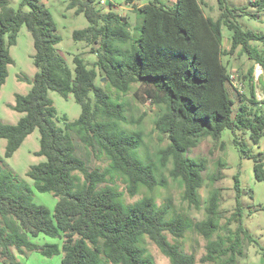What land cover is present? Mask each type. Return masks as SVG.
I'll return each instance as SVG.
<instances>
[{"label": "trees", "instance_id": "1", "mask_svg": "<svg viewBox=\"0 0 264 264\" xmlns=\"http://www.w3.org/2000/svg\"><path fill=\"white\" fill-rule=\"evenodd\" d=\"M135 1L126 0L129 5ZM98 6L96 0H71L68 5L90 24L73 33L74 41L90 45L96 56L92 68L76 56L73 74L65 56L57 50L62 38L41 0H21L17 10L10 7L8 0H0V95L9 66L14 63L10 48L17 44L23 26L34 40L37 69L32 80L21 79L31 85L30 92L16 94L15 105L11 106L24 116L16 125L0 124V139L7 141L4 157L0 156L1 262L20 264L15 249L22 256L40 252L52 258L62 253L61 264H155L142 246L144 238H148L171 264H196L194 255L184 253L168 238L170 234L183 239L187 231L194 230L208 241L206 255L200 259L202 264H238V258L244 256V242H256L244 226L239 174L234 177L236 212L224 225L219 189L210 191L206 219L192 224L180 216L168 218L170 206L159 207L152 195L127 206L120 192L101 185L108 183L109 174L118 173L126 179L131 197L143 188L152 193L167 186V180L159 178L158 172L171 164L170 178L184 187L183 199L200 210L199 191L206 165L188 158L187 153L204 139L218 142L225 130L236 135L235 145L245 158L255 160L256 179L264 181V158L252 155L244 139L250 135L252 142H260L264 136V112H253L242 99L233 117L236 102L229 90L232 80L222 62L223 56H233L240 50L264 71V56L253 47V43H264V34L244 30L235 19L237 13L252 15L246 12L247 7L229 8L227 0H218L221 15L217 20L205 15L201 0H176L173 5L152 0L141 7L134 5L139 19L134 34L129 19L117 13L114 5L107 12ZM251 6L261 13L264 0H256ZM223 27L232 32L230 51L223 49ZM99 76L122 95L140 83L144 101L160 109L155 128L169 143L158 152L157 163H146L138 155L142 135L129 134L121 128V123H130L125 104L97 85ZM245 82L251 88L252 102L259 105L253 68ZM49 91L65 99L73 95L81 106L76 121L63 117L64 129L55 123L57 111ZM36 130L41 137L40 150L35 155L46 161L32 166L27 177L38 192L51 193L58 199L54 213L34 203L29 184L16 177L7 165V160ZM73 134L87 149L102 150L110 169L90 170L77 155ZM220 179L219 172L211 181ZM234 224L237 227L232 230ZM40 235L60 238L61 247L30 241Z\"/></svg>", "mask_w": 264, "mask_h": 264}, {"label": "rangeland", "instance_id": "2", "mask_svg": "<svg viewBox=\"0 0 264 264\" xmlns=\"http://www.w3.org/2000/svg\"><path fill=\"white\" fill-rule=\"evenodd\" d=\"M8 1L11 8L15 10L20 8L21 0ZM150 1L152 0H146L145 2L136 0L134 5L140 7ZM161 1L167 5H173L176 2V0ZM201 1L205 15L217 20L221 15L218 0ZM254 1L256 0H227V5L229 8L247 7L246 12L252 16H246L244 13L238 12L235 17L236 21L242 25L244 30L264 34V11L257 13L255 8L251 6ZM41 2L50 10L54 18L57 33L62 38L61 43L57 45V50L65 56L72 73L75 72L74 58L76 56L83 58L87 66L92 68L96 62V56L91 53L92 47L84 42H75L73 39L75 31L89 27L90 24L85 16L83 14L77 15L75 10L68 9L71 0H41ZM96 3L98 4L99 0H96ZM111 4L114 5V10L117 13L129 19L132 27L131 31L134 34L135 27L139 24L137 14L134 12V5L127 4L126 0H110L107 5H100L98 8L103 12H107ZM26 10L28 9L26 8ZM253 15L256 16L253 17ZM222 33L223 49L230 51L232 32L227 27H223ZM253 47L264 56V43H253ZM10 53L14 63L9 66V76L0 97V124L9 125L16 124L18 118L22 117L10 108V104L14 102V95H24L29 93L31 89V85L27 80L21 79H33L34 73L37 71L33 61L35 55L34 40L26 26L21 28L17 44L10 48ZM222 62L227 67L232 79L229 90L236 102L233 107V117H236L240 105L243 103L253 109V112H264V71L262 67L259 69L260 65L250 61L246 55L240 54V50H237L233 56H223ZM252 68L255 76L256 101L260 103L259 105L252 102L254 100L251 96V88L245 82V77H248V73ZM97 85L104 88L116 101L125 104L126 116L130 123H121V128L129 134H141L143 143L138 155L146 163H157L158 152L165 148L169 142L167 137L160 134L155 128V120L160 114V109L144 101L141 84H134L131 91L126 95L117 93L101 76L97 79ZM48 94L57 111L55 123L59 128H65L63 117H67L69 122H74L80 117L81 106L76 102L73 95L65 99L57 92L49 91ZM91 96L94 97L93 94ZM242 99L243 103L240 101ZM40 137L39 130H36L15 155L7 160V165L16 177L29 184L34 203L45 206L54 213L58 199L51 193L38 192L33 181L27 177V173L32 166L46 161L45 157L35 155V152L40 150ZM235 137L236 135L231 130H225L218 142L211 138L204 139L198 147L190 149L187 153L188 158L202 161L206 165V171L203 173L204 184L199 191L202 201L200 210L195 209L183 199L184 187L179 181H173L170 178L171 164L166 169L158 172L159 178L163 177L167 180V186L159 187L152 193L143 188L137 196L131 197L127 191L126 179L118 173L109 174L107 177L108 183L101 185V187L108 185L115 188L122 194V201L127 206L152 195L159 207L170 206L168 218L180 216L192 224L206 219V207L210 191L219 189L221 193V224L224 225L236 212L234 177L239 174L241 188L243 189L241 201L244 208V226L253 235L256 242L252 244L247 241L244 242V256L238 258V264H264V181L256 179L255 160L247 159L242 155L240 149L234 143ZM71 138L75 144L77 155L86 161L90 170L104 172L110 169V161L102 150L98 149L93 152L87 149L75 134ZM244 139L252 155L264 158V136L258 144L252 142L250 135H245ZM6 145L7 141L0 139L1 157H4ZM219 164L223 166L220 167ZM219 172L222 179L212 183V177L217 176ZM77 175L83 179L81 174L77 173ZM236 227V224L231 226L232 230H235ZM221 235H224V232H221ZM168 238L170 242L178 244L184 253L194 255L196 264H202L200 259L206 255L208 242L204 237L194 230H189L183 239L177 240L170 234H168ZM214 239H216V236ZM30 241L40 246L58 244L61 247L62 245L60 238H50L45 235L30 238ZM142 246L152 256L155 264H171L169 259L148 238H144ZM13 252L20 264H61L63 258L62 253L48 258L40 252L27 253L25 256L19 255L15 249H13ZM0 264H3L1 259Z\"/></svg>", "mask_w": 264, "mask_h": 264}, {"label": "crops", "instance_id": "3", "mask_svg": "<svg viewBox=\"0 0 264 264\" xmlns=\"http://www.w3.org/2000/svg\"><path fill=\"white\" fill-rule=\"evenodd\" d=\"M36 72H37V71H36ZM36 72L34 73V76H35ZM29 80H32V79H29ZM3 88H4V86H3ZM3 88H2V90H1V95H2V92H3ZM30 90H31V89H30ZM29 92H30V91H29ZM27 94H28V93H26V94H24V95H27ZM1 95H0V97H1ZM15 95H16V94H15ZM15 95H14V102H13L12 104H10V108H11V106H14V105H15ZM17 113H18V112H17ZM19 114L22 115V117L24 116V114H21V113H19ZM22 117L18 118V122H19V120H20ZM18 122H17V123H18ZM17 123H16V124H17ZM16 124H10V125H16ZM32 135H33V134H32ZM30 136H31V135H30ZM30 136L27 137V139L30 138ZM27 139H26V140H27ZM26 140H25V141H26ZM25 141H24V142H25ZM37 152H38V151H36L35 153H37Z\"/></svg>", "mask_w": 264, "mask_h": 264}, {"label": "built area", "instance_id": "4", "mask_svg": "<svg viewBox=\"0 0 264 264\" xmlns=\"http://www.w3.org/2000/svg\"><path fill=\"white\" fill-rule=\"evenodd\" d=\"M146 0H141V2H145ZM108 2H110V0H99V4L101 5V6H104V5H107V3ZM145 4V3H144ZM137 5H139V4H137ZM141 7V6H140ZM259 69H261V66H259ZM261 73H262V71H261ZM255 77V76H254ZM232 80V79H231ZM232 83V82H231Z\"/></svg>", "mask_w": 264, "mask_h": 264}, {"label": "water", "instance_id": "5", "mask_svg": "<svg viewBox=\"0 0 264 264\" xmlns=\"http://www.w3.org/2000/svg\"><path fill=\"white\" fill-rule=\"evenodd\" d=\"M103 80H105V79H103Z\"/></svg>", "mask_w": 264, "mask_h": 264}]
</instances>
